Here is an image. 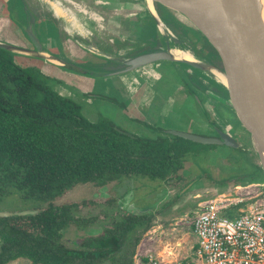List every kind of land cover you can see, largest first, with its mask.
Returning a JSON list of instances; mask_svg holds the SVG:
<instances>
[{
    "label": "trees",
    "instance_id": "1",
    "mask_svg": "<svg viewBox=\"0 0 264 264\" xmlns=\"http://www.w3.org/2000/svg\"><path fill=\"white\" fill-rule=\"evenodd\" d=\"M186 30L196 41L192 30ZM49 77L36 67L17 64L11 52L0 49V200L14 188L23 199L47 203L37 216L0 218V264L17 259L134 264L141 237L153 226L152 215L108 212L105 235L71 250L63 229L73 223L88 227L98 216L77 217L86 203L57 206L54 200L94 180L179 179L185 156L198 144L169 134L131 137L106 118L91 122L81 105L55 91ZM238 208L223 215L234 217Z\"/></svg>",
    "mask_w": 264,
    "mask_h": 264
},
{
    "label": "rangeland",
    "instance_id": "2",
    "mask_svg": "<svg viewBox=\"0 0 264 264\" xmlns=\"http://www.w3.org/2000/svg\"><path fill=\"white\" fill-rule=\"evenodd\" d=\"M160 11H162L161 8ZM163 15H165V20H167L166 16H170L169 12L166 11L163 12ZM105 23H107L106 20L102 24L105 25ZM168 25H170L172 34L174 33L172 30H175L181 35L182 45L186 48L192 45L190 39L193 41V38L190 34V39H188V35L182 37L183 31L180 27H176L170 22H168ZM182 25L185 26V24ZM192 32L196 39L194 43L199 45L198 41H200L201 46H203L204 41L195 31ZM149 34L157 35L156 31L149 32ZM74 36L76 37L77 34H74ZM88 37L91 38V35ZM48 39L54 43L47 45L50 53L57 56L60 53H66V43L62 40L59 32L52 30L48 35ZM55 39L58 40L57 43L53 41ZM99 39L108 42L111 47L106 49V47L101 48L100 45L96 47L99 49H96L98 52L108 51L111 55H116L114 54L116 52L121 59L129 54L139 52L145 46H154L156 43L145 41V43L137 44L136 47L135 44L130 45L128 43L121 45V42L129 40L121 37L116 38L113 35H100ZM89 46V49L92 50L91 45ZM85 52L86 57L84 59L74 58V63L94 65L106 62V58L98 53H89L86 50ZM14 57L18 64H34L33 67L36 66V68L41 69L43 73L50 76V84L53 87L59 85V88L67 91H69L67 88H70L75 94L81 95L84 115L91 121L97 122L100 117L106 118L124 132L142 139H157L164 136L167 131L172 130L206 137L211 135L207 129L199 124L201 121L206 122L205 112L201 110L192 95L186 96L183 106H181L182 102L177 104V109H170L165 106L164 101L167 98L172 100L177 98L175 90L182 83L180 77L172 79L168 77L160 80L158 84L159 97H154L153 102L151 101L149 106L140 111V117L136 116V118L129 119L122 115L117 104L118 101L114 97V94H116L114 90L116 88L118 91L120 89L119 85L127 82L126 80L140 83L134 75L119 76L106 80L98 79L99 81H96L97 83L92 86L91 91L95 92L94 89H98V95L105 98H90L85 97L84 93L87 91V87L83 86L81 82L91 81L81 79L80 76L71 72L66 75L63 71H56L59 74L56 76L53 70L44 71L46 61L42 59L22 57L15 53ZM116 58L118 57H112V60ZM159 68H167L172 75H175L178 70L175 65L169 63L156 64L139 71L137 76L140 75L144 80L148 78L150 80L154 76L156 79L161 73L158 72ZM93 96L97 95L94 94ZM88 107L90 110H88ZM240 136L242 137V134ZM238 139L240 140V138ZM242 144V149L217 145H194L192 151L185 156L184 169L179 179L167 183L143 176H124L112 182L94 180L73 187L58 197L55 204L62 206L72 203H86L76 213L77 217L90 218L98 216V221L88 227L73 223L64 228L62 234L67 242L66 247L71 250L78 249L86 239L103 237L105 235L104 229L109 224L105 214L121 210L124 211L122 214L129 213L135 216L148 214L154 217L153 226L141 237L133 258L134 264H171L176 260L191 258L196 243L191 224L200 203L221 197L224 200L223 205L228 206L225 211H232L234 208L246 209L249 205L264 201V175H261L257 155L249 142V138L242 137ZM243 176L256 177L247 181H232ZM192 183L195 184L184 192L185 187ZM237 187H242V189L239 190ZM10 190L11 193L0 200V211L2 212H18L37 207L44 208L47 205L45 202L24 200L14 188H10ZM240 199L243 202L235 206L234 204ZM109 200H113V205H109ZM8 264L33 263L26 259H20ZM104 264L114 263L108 261Z\"/></svg>",
    "mask_w": 264,
    "mask_h": 264
},
{
    "label": "water",
    "instance_id": "3",
    "mask_svg": "<svg viewBox=\"0 0 264 264\" xmlns=\"http://www.w3.org/2000/svg\"><path fill=\"white\" fill-rule=\"evenodd\" d=\"M46 6H52L53 0H37ZM150 16L155 22L162 46H145L135 56H125L98 64H76L68 53L54 55L48 51L36 31L34 23L25 30L28 41L26 44H10L0 41V49L18 55L45 60L74 74L108 79L117 76L136 73L138 70L156 64L171 63L186 68L194 77L206 78L207 84L216 85L219 93L204 90L205 93L230 109L243 131L242 137L249 138L253 150L258 158L261 175H264V134L261 140L256 134V128L264 129V19L254 0H144ZM55 7V6H52ZM169 12L179 24H185L188 29L195 31L204 41L200 46L189 38L183 31L182 37L188 35L192 45L201 54H195V60L177 58L173 50L183 52L190 50L181 43V35L172 34L164 17L158 14ZM181 24V25H182ZM177 34H179L177 32ZM155 42V41H149ZM177 44V45H175ZM177 46V47H176ZM89 53H97L82 47ZM64 54V55H63ZM215 61L216 64L210 63ZM224 80H223V79ZM191 83L197 84L191 79ZM200 108L205 111L204 105L198 96L193 93ZM169 135L179 137L197 144L226 146L232 149L243 147L241 141L232 134L217 130V137L199 136L180 131H167ZM128 134V133H127ZM134 137V135H130ZM259 176V175H258ZM256 176H243L235 180H251ZM231 182V181H230ZM195 183L187 185L188 191ZM243 209V208H242ZM38 210H22L18 212H2L0 218L30 217L38 215Z\"/></svg>",
    "mask_w": 264,
    "mask_h": 264
},
{
    "label": "crops",
    "instance_id": "4",
    "mask_svg": "<svg viewBox=\"0 0 264 264\" xmlns=\"http://www.w3.org/2000/svg\"><path fill=\"white\" fill-rule=\"evenodd\" d=\"M53 1L54 4H52V6L54 5L56 8L46 6L37 0H0V41L15 45L26 44L28 38L25 30L31 23H34L40 40L46 44V46L54 44L50 39H48V35L52 30H56V32L60 33L62 40L66 43V53H68L72 59H84L86 57V52L84 49L78 48L74 44V42L76 43L74 34L83 37V40L86 43L88 42L89 35L93 37H99L100 35L123 37L128 39L130 41L129 44L131 45L159 39L156 26L150 16L144 0ZM104 20L107 21V23H105L106 26L102 24ZM74 26L83 27L87 30V34H78L74 31L71 32L70 28L74 30ZM153 31H156L157 35L149 34V32ZM100 40L101 43L99 44L101 45V48L106 47L107 49L111 47L109 44L105 43L106 41L103 42L102 39ZM53 41L56 43L58 42L57 39ZM28 58L31 57L28 56ZM33 65L34 64H29L27 66ZM171 65H175L178 69L175 75H172L167 68H159L160 70H158V72L161 73H159V76L156 77V79L154 76V78L152 77L150 80L149 78L144 80V78L139 75L135 76V78H137L140 83L126 80L127 82H123V84L119 85L120 89H118V91L115 88L114 92L116 94H114V97L116 101H118L117 104L120 107L123 116L129 119L136 118V116L140 117V111L144 107L149 106V103L151 101L153 102L154 97H159V81L167 79L168 77L171 79L180 77L182 83L178 89L175 90L177 92V98L175 100L167 98L164 101L166 107L170 109H177V104L182 102L181 106L184 105L186 96L192 95L194 98L193 93H196L200 97L205 110L207 108H214L217 104L221 105L228 110L229 115L232 117V121L234 120L239 126L235 115L230 109L205 93L204 90L207 89L212 90L215 93H219L220 91L216 85L207 84L206 78L202 76H192V74L183 66H178L176 64ZM59 68L61 67L46 62L44 71L53 70L56 73V76H58L59 74H57L56 71H62ZM64 74L67 75L66 72H64ZM81 79L93 82H81L83 86L87 87V91L92 92V86L97 82L87 78ZM191 79L195 80L197 84L191 83ZM59 91L63 95L80 103L84 110V105L81 103L83 102L81 95L64 89H60ZM87 91L85 93H87ZM94 91L95 92L92 93H98V89H94ZM191 92L193 93L191 94ZM106 94L108 93L106 92ZM88 110H90L89 107ZM204 118L206 119V122L201 121L199 124H201L204 129L208 130V123L214 120V114L210 111L207 115H204Z\"/></svg>",
    "mask_w": 264,
    "mask_h": 264
},
{
    "label": "built area",
    "instance_id": "5",
    "mask_svg": "<svg viewBox=\"0 0 264 264\" xmlns=\"http://www.w3.org/2000/svg\"><path fill=\"white\" fill-rule=\"evenodd\" d=\"M223 201L219 197L198 205L191 224L192 257L171 264H264V201L238 208L234 217L222 216L228 207Z\"/></svg>",
    "mask_w": 264,
    "mask_h": 264
},
{
    "label": "flooded vegetation",
    "instance_id": "6",
    "mask_svg": "<svg viewBox=\"0 0 264 264\" xmlns=\"http://www.w3.org/2000/svg\"><path fill=\"white\" fill-rule=\"evenodd\" d=\"M157 10H158V14L162 17H164V19H165V15H163V12H161L160 11V8L159 7H157ZM166 18H167V20H168V17L166 16ZM171 18H173V17H171ZM153 20V19H152ZM167 20H166V22H167ZM153 22H154V20H153ZM154 24H155V22H154ZM167 24V26L170 28V25H168V22L166 23ZM173 24V23H172ZM171 29V28H170ZM174 33H175V30H172ZM177 33V32H176ZM179 35V34H178ZM116 38H118L117 36H115ZM76 43L74 42V44L78 47V48H82L84 45L89 49L90 48V46L89 45H91V48H92V51L93 52H98V48H96V47H98V46H100V44L99 43H101V40L99 39V37L98 36H95V37H93V36H91V38H89V39H91V40H89L88 39V45H87V43L86 42H84V40H83V37H80V35H77L76 37ZM121 38H123V37H121ZM158 41H159V43H158ZM155 42L159 45V46H162L163 45V43L161 42V40H160V38L159 39H157V40H155ZM129 44V41H127V40H125V41H123V42H121V45H125V44ZM149 43V42H148ZM106 44H108V42H106ZM131 45V44H130ZM136 47H137V44H136ZM83 49V48H82ZM96 49H98V50H96ZM142 49V48H141ZM190 49L192 50V52L193 53H195V54H201V52H199L198 50H196L195 48H193V47H190ZM139 52H136V53H134V54H129V55H127V56H135V55H137ZM13 54V57H14V53H12ZM22 57H27L28 58V56H22ZM31 58H33V57H31ZM14 60H15V62L17 63V61H16V58L14 57ZM112 62L113 61H110V62H106V64L108 65V64H112ZM18 64V63H17ZM156 64H164V63H156ZM156 64H153V65H156ZM169 64H171V63H169ZM19 65H21V66H24V67H33V66H27V65H22V64H19ZM153 65H150V66H147V67H144V68H142V69H140V70H138L137 71V73H130V74H125V75H121L120 77H122V76H126V75H134V76H137L138 75V72L139 71H142L143 69H146V68H148V67H151V66H153ZM60 70H62V71H64V72H66L67 74L70 72V71H67V70H65V69H62V68H59ZM41 70V69H40ZM72 73V72H71ZM45 74V73H44ZM72 74H74V73H72ZM136 74V75H135ZM45 75H47V74H45ZM74 75H77V74H74ZM77 76H80L81 78H87V79H92V80H95V81H99V80H106V79H99L98 80V78H91V77H85V76H81V75H77ZM117 77H119V76H117ZM56 83H58V81H56ZM54 89H55V91L59 94V95H61V96H63V97H65V98H69V97H67V96H65V95H63L59 90L61 89V88H59V85H57L56 87H54ZM69 91H72L70 88H67ZM194 90V89H193ZM74 93V92H73ZM193 92H191V94H192ZM97 95V96H93V95ZM84 95H85V97H90V98H93V97H97V98H102V99H104L105 97L104 96H102V95H98V93H92V92H87V93H84ZM69 99H71V100H73L72 98H69ZM74 102H76L77 104H79V105H81L80 103H78L77 101H75V100H73ZM81 107H82V113H83V115H84V110H83V106L81 105ZM206 112H205V114L207 115L208 114V112H210L211 111V113H213L214 114V120L212 121V122H210V123H208V127H209V129H208V133L209 134H211L210 136H208V137H217L218 135H217V130H221V131H223V132H227V133H229V134H232V136L235 138V139H237V140H239L238 138H240V140H241V142H242V137L240 136V134H243V131L241 130V128L236 124V122L233 120L232 121V117L229 115V113H228V110L226 109V108H224L223 106H221V105H216V107H214V108H207L206 110H205ZM84 117H85V115H84ZM86 118V117H85ZM88 119V118H87ZM101 119V117L98 119V120H100ZM89 120V119H88ZM89 121H91V120H89ZM91 122H94V121H91ZM95 123V122H94ZM116 126V125H115ZM117 127V126H116ZM118 128V127H117ZM120 129V128H119ZM229 129H230V131H229ZM120 130H122V129H120ZM123 131V130H122ZM161 131V130H160ZM163 131V130H162ZM124 132V131H123ZM125 134H127L126 132H124ZM128 134H130V133H128ZM165 134H168L167 132L165 133ZM238 137V138H237ZM239 140V141H240ZM194 143V142H193ZM197 144V143H196ZM225 147V146H224ZM242 149V148H241ZM173 180H175V179H173ZM170 181H172V180H170ZM169 181V182H170ZM230 183V182H229ZM11 191V190H10ZM57 199V198H56ZM56 199L54 200V202L56 201ZM24 200H26V199H24ZM28 200H30V199H28ZM37 202H39V201H37ZM47 204V203H46ZM58 206V205H57ZM46 207H47V205H46ZM46 207H44V208H46ZM44 208H39V207H37V208H34V209H31V210H38V211H40V213L43 211L42 209H44ZM26 210H28V209H26ZM39 213V214H40ZM38 214V215H39ZM35 216H37V215H35ZM30 217H32V216H30ZM149 231V230H148ZM86 240H88V239H86ZM85 240V241H86ZM84 241V242H85ZM83 242V243H84ZM67 243V242H66ZM82 243V244H83ZM81 244V245H82ZM139 246V245H138ZM17 260H20V259H17ZM17 260H15V261H17ZM27 260V259H26ZM29 261V260H28ZM32 263V262H31Z\"/></svg>",
    "mask_w": 264,
    "mask_h": 264
},
{
    "label": "bare ground",
    "instance_id": "7",
    "mask_svg": "<svg viewBox=\"0 0 264 264\" xmlns=\"http://www.w3.org/2000/svg\"><path fill=\"white\" fill-rule=\"evenodd\" d=\"M255 4L257 5L263 19H264V0H254ZM54 6V5H53ZM56 8V7H55ZM62 11V10H61ZM62 17V16H61ZM168 17V22L170 21V23H173L174 25H180L186 32V26L184 25H181L179 24L174 18H171V16H167ZM64 18V17H63ZM75 25V24H74ZM172 27V26H171ZM70 28V27H69ZM70 31L71 32H76L78 34H87V30H85L83 27H80V26H74V30L72 28H70ZM188 33V32H187ZM190 34V33H189ZM191 35V34H190ZM192 37V35H191ZM187 38V37H186ZM193 38V37H192ZM194 41V39H193ZM187 42H189L187 40ZM199 44V43H198ZM200 45V44H199ZM201 46V45H200ZM189 47V46H188ZM84 52V51H83ZM174 52V55L177 57V58H183V59H187V60H195L196 59V56L195 54L190 51V50H187L186 52H183L179 49H174L173 50ZM100 56L102 57H109L110 59H112V57H118L119 54L117 55V53L115 52L114 54L116 55H111L109 52H104V51H100V52H97ZM210 63H213V64H216L215 61L213 62H210ZM223 79V78H222ZM224 80V79H223ZM256 134L258 135V138L261 140V136L262 134H264V129L263 128H260V127H257L256 128ZM263 150H264V146L262 147ZM233 214V213H232ZM225 216V215H223Z\"/></svg>",
    "mask_w": 264,
    "mask_h": 264
}]
</instances>
